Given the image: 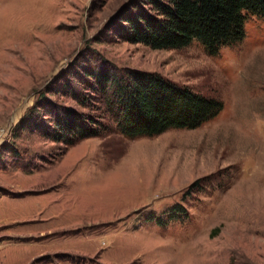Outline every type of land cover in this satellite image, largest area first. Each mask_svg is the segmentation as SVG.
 <instances>
[{
  "label": "rangeland",
  "instance_id": "1",
  "mask_svg": "<svg viewBox=\"0 0 264 264\" xmlns=\"http://www.w3.org/2000/svg\"><path fill=\"white\" fill-rule=\"evenodd\" d=\"M131 1L0 0V264H264V18L216 56L153 50L107 31ZM97 57L224 108L194 130L108 124L71 147L17 129L45 99L98 117L63 94Z\"/></svg>",
  "mask_w": 264,
  "mask_h": 264
},
{
  "label": "trees",
  "instance_id": "2",
  "mask_svg": "<svg viewBox=\"0 0 264 264\" xmlns=\"http://www.w3.org/2000/svg\"><path fill=\"white\" fill-rule=\"evenodd\" d=\"M251 16L264 18V0H132L107 31L116 41L153 50H180L198 42L216 56L222 48L243 42ZM63 85L65 96L84 109L97 108L99 116L60 108L45 99L17 129L71 147L100 137L109 131L108 124L129 138L194 130L224 108L223 102L158 73L120 69L98 57L82 63Z\"/></svg>",
  "mask_w": 264,
  "mask_h": 264
},
{
  "label": "built area",
  "instance_id": "3",
  "mask_svg": "<svg viewBox=\"0 0 264 264\" xmlns=\"http://www.w3.org/2000/svg\"><path fill=\"white\" fill-rule=\"evenodd\" d=\"M1 137H2V134L0 133V139H1Z\"/></svg>",
  "mask_w": 264,
  "mask_h": 264
}]
</instances>
